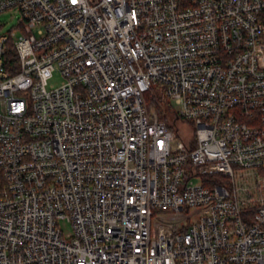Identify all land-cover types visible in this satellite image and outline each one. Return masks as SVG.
<instances>
[{
    "label": "built area",
    "instance_id": "obj_1",
    "mask_svg": "<svg viewBox=\"0 0 264 264\" xmlns=\"http://www.w3.org/2000/svg\"><path fill=\"white\" fill-rule=\"evenodd\" d=\"M7 12L21 35L0 36V264H264V0Z\"/></svg>",
    "mask_w": 264,
    "mask_h": 264
},
{
    "label": "rangeland",
    "instance_id": "obj_2",
    "mask_svg": "<svg viewBox=\"0 0 264 264\" xmlns=\"http://www.w3.org/2000/svg\"><path fill=\"white\" fill-rule=\"evenodd\" d=\"M12 33L15 34V36H13L15 40L21 35V31L19 30V15L15 14V13H11V12L1 14L0 15V36L6 35V34L11 35ZM62 81L63 80H62L61 76L58 73H56V74H54V77L49 81L48 88L50 89L52 87L58 86ZM151 94H153V93H151ZM167 102L171 106V109L174 110V107L171 105V101L167 99ZM149 111L152 115L158 116V113H157L155 107H151V108L149 107ZM158 118H159V116H158ZM161 121L166 122L167 124H170V125H175V127H177V123H175V118H174L173 114H171V113L167 115V118L165 120H161ZM178 126H179L181 132L183 131L185 137H189V138L193 137L194 126H193L191 121L186 120V119H181L178 122ZM174 130L176 131V128H174ZM195 182L197 183L199 181L195 180ZM63 230L66 233H70L71 227L64 225Z\"/></svg>",
    "mask_w": 264,
    "mask_h": 264
},
{
    "label": "trees",
    "instance_id": "obj_3",
    "mask_svg": "<svg viewBox=\"0 0 264 264\" xmlns=\"http://www.w3.org/2000/svg\"><path fill=\"white\" fill-rule=\"evenodd\" d=\"M9 54H10L9 56L11 58H14V60H15L16 55H15V51L13 49L10 50ZM151 93H153V94H151ZM151 93H149L147 95L148 106L150 108L155 107L160 120H165L167 118L168 114L174 113L173 110L171 109V106L167 102V99L162 94H158L155 91H152ZM173 116H174V114H173ZM174 118L176 121V116H174ZM168 125L170 126L171 129H174L172 125H170V124H168Z\"/></svg>",
    "mask_w": 264,
    "mask_h": 264
}]
</instances>
